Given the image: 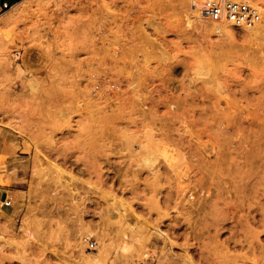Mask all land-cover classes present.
I'll use <instances>...</instances> for the list:
<instances>
[{
    "label": "rangeland",
    "instance_id": "1",
    "mask_svg": "<svg viewBox=\"0 0 264 264\" xmlns=\"http://www.w3.org/2000/svg\"><path fill=\"white\" fill-rule=\"evenodd\" d=\"M204 1L0 13V264H264V2Z\"/></svg>",
    "mask_w": 264,
    "mask_h": 264
},
{
    "label": "built area",
    "instance_id": "2",
    "mask_svg": "<svg viewBox=\"0 0 264 264\" xmlns=\"http://www.w3.org/2000/svg\"><path fill=\"white\" fill-rule=\"evenodd\" d=\"M9 8L7 0L3 1L2 11ZM1 11V12H2ZM199 17L218 25H229L235 29L257 27L262 20V7L254 0H206L197 7ZM6 197L0 200L2 206L10 205ZM93 247L94 242H89Z\"/></svg>",
    "mask_w": 264,
    "mask_h": 264
},
{
    "label": "bare ground",
    "instance_id": "3",
    "mask_svg": "<svg viewBox=\"0 0 264 264\" xmlns=\"http://www.w3.org/2000/svg\"><path fill=\"white\" fill-rule=\"evenodd\" d=\"M256 3H259V4H261V3H263L264 2V0H254ZM225 26V28H229L230 26L229 25H224ZM2 34V35H1ZM1 34H0V36H1V38L2 39H7V40H10L11 38H12V31H5V32H1ZM221 47V46H220ZM220 47H219V49H220ZM226 51V50H225ZM223 52V51H222ZM249 54V53H248ZM224 55V54H223ZM241 56V55H240ZM245 58V57H244ZM230 59V58H229ZM217 61H218V59H217ZM214 62H215V60H214ZM256 66V65H255ZM221 67V66H220ZM263 105V104H262ZM227 128V127H226ZM193 198V197H192ZM199 200V199H198ZM263 213H264V210H263ZM261 214V215H263L264 216V214ZM262 216V217H263ZM253 218V217H252ZM264 218V217H263ZM263 218H261V221L263 222V224H264V219ZM256 219V218H255ZM217 223V222H216ZM213 224H215V223H213ZM218 224L219 225H221L220 223H219V221H218ZM217 224V225H218ZM206 225V224H205ZM207 225H208V223H207ZM216 225V224H215ZM214 225V227L217 229V228H220L219 226H215ZM262 225V224H261ZM263 226V225H262ZM208 227V226H207ZM206 226L203 228V229H205V228H207ZM209 228V227H208ZM207 228V229H208ZM221 229H222V226H221ZM195 230V229H194ZM218 231L220 230V229H217ZM218 231H216V232H218ZM193 232H195V231H192L191 233H193ZM208 232H209V230H208ZM196 232H195V236H193V234L191 235L192 237H196ZM186 235V234H185ZM188 235H189V237H190V234H187V236H185V237H188ZM201 235H205V233L203 232ZM188 239V238H187ZM102 257V256H101ZM100 259V258H99ZM85 262H86V264H95L96 262H97V258H88V259H86L85 260ZM191 263H192V261H191Z\"/></svg>",
    "mask_w": 264,
    "mask_h": 264
},
{
    "label": "crops",
    "instance_id": "4",
    "mask_svg": "<svg viewBox=\"0 0 264 264\" xmlns=\"http://www.w3.org/2000/svg\"><path fill=\"white\" fill-rule=\"evenodd\" d=\"M3 1L4 0H0V13L2 11ZM7 1H8V3L14 2V0H7ZM17 178H19V174L17 175ZM20 184L21 183H17L15 187H17V189H20V186H19ZM7 192H8V188L0 186V200L4 199L6 197L8 198V193Z\"/></svg>",
    "mask_w": 264,
    "mask_h": 264
}]
</instances>
